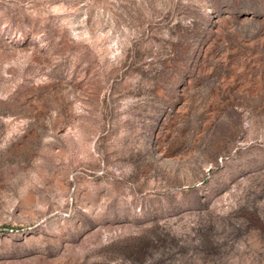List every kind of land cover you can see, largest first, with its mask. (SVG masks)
I'll return each mask as SVG.
<instances>
[{
    "label": "rangeland",
    "instance_id": "374dc122",
    "mask_svg": "<svg viewBox=\"0 0 264 264\" xmlns=\"http://www.w3.org/2000/svg\"><path fill=\"white\" fill-rule=\"evenodd\" d=\"M0 264H264V0H0Z\"/></svg>",
    "mask_w": 264,
    "mask_h": 264
}]
</instances>
